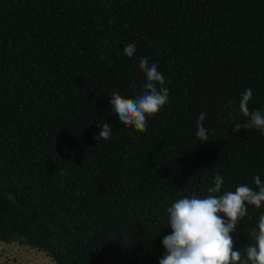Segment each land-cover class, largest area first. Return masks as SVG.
Wrapping results in <instances>:
<instances>
[{
  "label": "trees",
  "instance_id": "obj_1",
  "mask_svg": "<svg viewBox=\"0 0 264 264\" xmlns=\"http://www.w3.org/2000/svg\"><path fill=\"white\" fill-rule=\"evenodd\" d=\"M145 58L170 102L139 132L109 97L143 91ZM249 88L264 109V0H0V242L55 264H159L176 200L205 197L217 173L222 192L264 183V135L234 132ZM247 208L242 258L264 214Z\"/></svg>",
  "mask_w": 264,
  "mask_h": 264
},
{
  "label": "clouds",
  "instance_id": "obj_2",
  "mask_svg": "<svg viewBox=\"0 0 264 264\" xmlns=\"http://www.w3.org/2000/svg\"><path fill=\"white\" fill-rule=\"evenodd\" d=\"M123 51L128 58H132L136 52L135 44H128ZM139 69L146 77L143 91L135 98H127L119 91H113L109 100L111 112L121 124L144 132L148 118L158 114L170 101L169 89L157 65L154 62L149 64L145 58L139 61ZM131 87L135 88V84ZM252 98L250 88L241 94L239 113L246 118V122L243 125L236 123L234 132H240L243 127L245 130L255 129L264 135V109L250 111ZM206 116V112H201L197 120L196 137L201 144L209 140V130L203 124ZM97 126L101 127V131L94 139L99 144L109 140L112 135L110 125L98 122ZM254 182L258 190L241 184L235 191L222 192L224 179L217 173L205 197L200 198L193 193L191 197L176 200L167 208V227L171 233L161 241L165 252L159 264H264V214L259 216L256 228L250 233L254 243L247 246L243 258L240 250H234L231 235L248 215L247 205L259 209L264 204V183L259 176L254 178Z\"/></svg>",
  "mask_w": 264,
  "mask_h": 264
},
{
  "label": "rangeland",
  "instance_id": "obj_3",
  "mask_svg": "<svg viewBox=\"0 0 264 264\" xmlns=\"http://www.w3.org/2000/svg\"><path fill=\"white\" fill-rule=\"evenodd\" d=\"M0 264H55V262L37 249L16 242H0Z\"/></svg>",
  "mask_w": 264,
  "mask_h": 264
}]
</instances>
